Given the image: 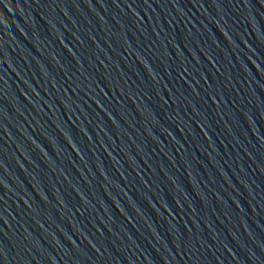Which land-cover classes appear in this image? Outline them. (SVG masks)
Here are the masks:
<instances>
[{"label": "water", "instance_id": "1", "mask_svg": "<svg viewBox=\"0 0 264 264\" xmlns=\"http://www.w3.org/2000/svg\"><path fill=\"white\" fill-rule=\"evenodd\" d=\"M0 264H264V0H31Z\"/></svg>", "mask_w": 264, "mask_h": 264}]
</instances>
